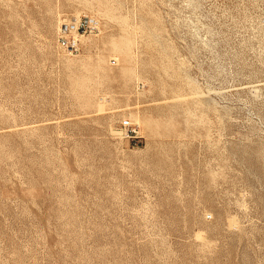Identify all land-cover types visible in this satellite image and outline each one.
Wrapping results in <instances>:
<instances>
[{
	"label": "rangeland",
	"instance_id": "1",
	"mask_svg": "<svg viewBox=\"0 0 264 264\" xmlns=\"http://www.w3.org/2000/svg\"><path fill=\"white\" fill-rule=\"evenodd\" d=\"M0 264H264V0H0Z\"/></svg>",
	"mask_w": 264,
	"mask_h": 264
},
{
	"label": "built area",
	"instance_id": "2",
	"mask_svg": "<svg viewBox=\"0 0 264 264\" xmlns=\"http://www.w3.org/2000/svg\"><path fill=\"white\" fill-rule=\"evenodd\" d=\"M98 21L90 16L76 17L61 23L58 30V43L69 54H77L81 50L80 36L85 33H94L98 29ZM123 124L131 135L136 133V127L130 119H125Z\"/></svg>",
	"mask_w": 264,
	"mask_h": 264
},
{
	"label": "bare ground",
	"instance_id": "3",
	"mask_svg": "<svg viewBox=\"0 0 264 264\" xmlns=\"http://www.w3.org/2000/svg\"><path fill=\"white\" fill-rule=\"evenodd\" d=\"M82 37H83V36H80V39H82ZM135 123H137V122H135ZM137 124L139 125V123H137Z\"/></svg>",
	"mask_w": 264,
	"mask_h": 264
}]
</instances>
